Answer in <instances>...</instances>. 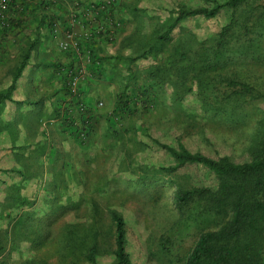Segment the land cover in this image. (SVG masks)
I'll list each match as a JSON object with an SVG mask.
<instances>
[{
  "label": "rangeland",
  "instance_id": "obj_1",
  "mask_svg": "<svg viewBox=\"0 0 264 264\" xmlns=\"http://www.w3.org/2000/svg\"><path fill=\"white\" fill-rule=\"evenodd\" d=\"M87 1L22 0L12 7L11 25L0 30V72H7L8 67L11 69L9 65L16 70L28 47L33 45L30 62L36 59L42 69L49 73L48 68H51L53 73L51 78L44 76L46 90L42 96L33 87L27 85L19 91L16 85L8 98L10 107L2 104V100L7 99L0 100V116H9L8 121H0V142L4 129L8 130L10 141L8 145L5 140L4 146L11 150L12 162L11 183L0 184V241L5 246L0 262L67 264L69 258L62 254L64 229L76 224L81 229L90 230L93 225L99 230L100 238L107 246L99 263L111 264L115 244L109 211L116 209L127 221L133 264H184L200 230L215 228L219 219L202 216L194 208L180 216L175 204L176 190L181 186H214L216 180L213 174L195 165L168 173L163 167L170 166L173 159L157 141L172 146L181 142L191 151H201L211 157L228 155L235 161H244L249 158L248 149L258 139L264 125V103L248 99L243 103L242 118L236 120L231 112L222 117L206 114L196 95L198 83L193 76L182 78V82L179 76L173 75L157 87V107L154 110L129 115L123 122L115 120L113 124L97 121L96 132L84 142L61 130L58 135L52 133V142L47 145L44 155L39 120L49 117L52 109L44 111L41 108L39 111L36 102L42 99L41 102L51 107L61 95L65 96L66 88L58 68L73 61L70 60L73 54L62 50L55 41L51 23H66L77 2L80 5L95 4L96 7L104 5L100 16L121 25L109 48L112 49L111 57H115L119 66L118 72L125 71L135 61L143 68L140 82L146 83V67L154 61L166 60L174 43L180 39L183 27L199 39L208 38L230 21L233 12L223 9L213 18L201 16L181 21L168 38L163 39L166 46L157 58L149 56L138 60L145 48L161 42L159 36L165 34L179 7L212 6V1ZM262 3L264 0H254L249 9H256ZM35 7L40 13L45 12L41 28L37 25V30L34 19H31L33 12L28 14ZM244 9H239L236 16L239 17ZM24 13L29 15L28 18L18 20ZM19 26L22 30L16 32ZM4 35H11L16 40L4 44ZM6 50L12 56L2 62ZM239 71L251 76L249 81H256L259 77L263 81L260 87L264 90V60L257 63L246 57L242 64L234 62L224 69L228 74ZM108 81L95 83L106 90L115 88L113 80ZM189 87L193 89L188 91ZM53 88L58 92L55 93ZM175 94L181 95L182 100L176 101ZM99 95L106 108L107 95ZM84 99L89 103L86 96ZM17 188L20 191L15 192ZM22 196L25 198L22 210L13 208L14 197L20 200ZM19 213L20 223L11 225ZM39 234L43 235V242L33 245ZM164 235L173 238V263L160 253V239Z\"/></svg>",
  "mask_w": 264,
  "mask_h": 264
},
{
  "label": "trees",
  "instance_id": "obj_2",
  "mask_svg": "<svg viewBox=\"0 0 264 264\" xmlns=\"http://www.w3.org/2000/svg\"><path fill=\"white\" fill-rule=\"evenodd\" d=\"M207 1H212V6L179 7L175 11V19L167 27L165 34L159 36L158 41L161 42L145 48L138 60L149 56L157 58L166 46L163 39L168 38L183 20L201 16L213 18L223 9H227L233 12L230 21L218 33L203 39L197 38L193 32L183 27L180 39L174 43V49L166 60L154 61L146 67L148 78L146 83L140 82L143 68L137 66L135 61L130 63L125 71L118 72L119 66L113 56L106 57L113 59L112 71H115L108 75L107 59L96 54L91 44L84 46L80 42L82 54L91 50L92 61L88 64L91 74L88 77L89 81L113 80L114 82L117 76L114 82L116 91H114V104L108 109L104 106L99 107L98 99L95 107L87 103V110L77 109L78 101L71 98L67 77L61 73V68L74 67L81 62L73 60L71 64L59 66L58 72L66 88V94L61 95V98L55 101L56 106L53 107L49 117H42L39 120L43 133L48 134L40 142L43 148L42 154L45 153L47 145L52 142L50 135L55 133L53 128L56 126H59L58 130L56 128L57 132L61 130L63 133L74 135L79 142H84L96 132V123L102 118L107 124H113L115 120L123 122L129 115L134 116L145 110H154L157 107V87H161L173 75L179 76L180 81L182 78L193 76L198 83L196 95L206 114L222 117L231 112L236 120L242 118L243 103L248 99L264 103V90L260 87L263 81L259 77H256V81H249L248 78L251 76L243 75L242 71L233 72V74L224 72L229 64L234 62L242 64L246 57L252 58L257 63L264 60V3L259 4L256 9H249V5L254 0ZM243 8L245 9L242 10L241 15L236 16V12ZM257 11L258 14H256ZM98 18L104 21H114L108 17L98 16ZM12 20L11 13L9 26ZM92 23L95 24V22ZM118 25L119 23L116 22L114 26ZM54 26L52 22V35ZM95 27L97 33L96 24ZM4 28L6 27H0V29ZM117 32L118 30L115 31L113 37ZM32 50L33 45H30L20 65L16 67L14 82L6 93L0 94V100L9 98L15 90L17 79L22 76L30 63ZM69 53L73 55L76 53L81 59L78 52L72 50ZM192 89L189 87L188 91ZM175 95L176 101L182 100L181 95ZM83 130L85 138L82 137ZM157 144L173 159L170 166L163 167L168 173L177 172L187 165H195L213 174L216 180L214 186L195 185L191 188L181 186L176 190L175 204L180 216L185 215L190 208H194L200 211L202 216L207 215L219 219L215 228L200 230L198 239L184 264H264V125L259 132L258 139L248 149L249 158L241 162L233 160L228 155L211 157L201 151H191L181 142H178L176 146L158 141ZM23 180H28V178H23ZM18 191H20L19 188L15 192ZM14 200L13 208L22 210L24 196L20 200L14 197ZM94 208L97 210L98 206L95 205ZM109 212L114 226L115 244L111 264H133L129 251L127 221L116 209H110ZM20 214H16L11 225L15 222L20 223L18 221ZM42 242L43 235L39 234L33 241V245ZM173 246V238L167 235L161 237L160 253L165 258H169L172 263L174 262L171 258ZM106 250L107 246L100 238L99 230L95 226L91 225L90 230H85L74 224L64 229L62 254L69 258L67 264H100L99 257ZM4 251L5 246L0 241V256ZM0 264H7V261L4 260Z\"/></svg>",
  "mask_w": 264,
  "mask_h": 264
},
{
  "label": "crops",
  "instance_id": "obj_3",
  "mask_svg": "<svg viewBox=\"0 0 264 264\" xmlns=\"http://www.w3.org/2000/svg\"><path fill=\"white\" fill-rule=\"evenodd\" d=\"M87 2H91V0H88ZM84 5H88V3H86ZM32 12H33V15L31 16V19L32 18L34 19L35 29L37 30V25L39 28H41V25H42L41 18H42V15L44 16L45 12L43 13V11H42V13H40V9L37 7H35L32 11H28V14L30 15ZM25 13H27V11ZM25 13L22 14L20 19H18V20H22L21 18H28L29 15L27 16ZM80 19H81V23L75 25V31L78 35V38L81 40V42L84 44V46H87V45L89 46L91 44V47L95 50L96 54H98L99 56H103V58L105 60L107 59L106 60V66H107L108 75H110L111 73H114L115 71H112L113 67H114L113 59H108L106 57L111 56V50L112 49H109V48H111V46L113 45L117 34L113 38H110L109 36L108 37H104L103 35L101 36L99 33L97 34L95 32L96 31L95 30V28H96L95 24H93L91 22L90 18H88V17L85 18V17H83V15H81ZM102 20L104 21V19H102ZM23 23H26V21H24ZM66 23H68V20ZM21 26H23V25L21 24ZM21 26H19L17 28L16 32H18L19 30H22ZM119 28H120L119 25L117 27L114 26L115 31H117ZM93 32H95V34H93ZM15 40H16V38H13L11 35H4L3 43L4 44L7 43L9 45L11 42L13 43ZM7 50H9V47ZM7 50L2 55V58H1L2 62H3V60L8 59V58H10V56H12V54L10 52H7ZM118 52L119 51H117V53ZM70 60H75V61L80 60V62H83L81 59H79V56L76 53H75V55L70 57ZM9 66L11 69H9V67H8L7 72H0V92L6 93L9 89L10 85L14 82V74H15L14 70L15 69H13V67H11V65H9ZM42 68L43 67L41 66V64L39 62H37L36 59L31 61L28 64L27 68L24 70L22 76L19 79H17L16 85L18 86V90L19 91L23 90L24 87H26L28 85L30 87L35 88L37 90L36 92H38L39 94H41L40 96H42L43 92L46 90L44 88L45 86L43 84L44 83L43 82L44 76L48 75L50 78L53 76L51 68H48L49 73H47V70H44ZM112 85L115 86V84H112ZM100 89L102 90L103 94L107 95L106 98H108V100H109L106 108H111L114 104L115 88L110 89V90L109 89L106 90V88L104 86L102 87V86L96 84L95 82H92L91 80L85 81L83 84L84 96H86V98L88 99V102L94 107H95L96 101L99 98H102V97H99L100 96L99 94H102V93H100ZM53 90H55V93H56V91L58 92V90H56L55 88H53ZM97 91L99 93H97ZM41 101H42V99L41 100L38 99V101L36 102L37 103L36 104L37 109L43 108V110L45 111L46 109H53V107L56 106V105L52 104L51 107H48L46 102H41ZM2 104H3V106L8 108V107H10L11 101L7 98V100H2ZM50 113H52V110L50 111ZM3 114H5V113H3ZM6 115L0 116V121H2V123H4L5 121H8L9 116H8V114H6ZM101 123H104V124L106 123L103 118L101 119ZM56 128L58 130L59 126H56L55 128H53V131L55 130L54 131L55 134L58 135L59 132H57ZM44 134L45 133H43V129H42V133H41L42 139L46 138V135H48V134H45V135ZM1 137H2V142H0V184H2V186H4L5 183L6 184L11 183V173H12L11 172L12 171V162H11V154H10L11 150L9 149V147L4 146L5 140H6V143L9 145V141H10L9 131L4 129V134H2ZM50 139H51V137H50Z\"/></svg>",
  "mask_w": 264,
  "mask_h": 264
},
{
  "label": "built area",
  "instance_id": "obj_4",
  "mask_svg": "<svg viewBox=\"0 0 264 264\" xmlns=\"http://www.w3.org/2000/svg\"><path fill=\"white\" fill-rule=\"evenodd\" d=\"M22 0H0V27H8L10 24V17L13 4H20ZM104 5H80L78 2L73 11L69 14L68 23H57L53 29V37L59 47L64 51H75L81 57L83 62L78 63L74 67L61 68V73H64L67 77V85L69 87L71 98L78 101V108L80 111L87 110V103L84 99L83 84L88 81V77L91 76L88 69V64L92 61L91 50H87L85 54L81 52V41L75 31V25L81 23L80 16L90 18L92 22H95L97 26V33L109 37H113L115 33L114 25L116 22L112 20L103 21L98 16L104 9ZM111 19V18H110ZM97 105L99 107L104 106V101L99 100ZM82 137L85 138V132L83 130Z\"/></svg>",
  "mask_w": 264,
  "mask_h": 264
}]
</instances>
